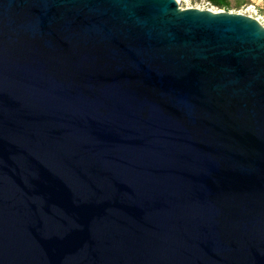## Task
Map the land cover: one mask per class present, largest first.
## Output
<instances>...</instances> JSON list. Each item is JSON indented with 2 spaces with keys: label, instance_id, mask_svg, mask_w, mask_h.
I'll return each mask as SVG.
<instances>
[{
  "label": "water",
  "instance_id": "water-1",
  "mask_svg": "<svg viewBox=\"0 0 264 264\" xmlns=\"http://www.w3.org/2000/svg\"><path fill=\"white\" fill-rule=\"evenodd\" d=\"M0 264H264V24L0 0Z\"/></svg>",
  "mask_w": 264,
  "mask_h": 264
},
{
  "label": "rangeland",
  "instance_id": "rangeland-1",
  "mask_svg": "<svg viewBox=\"0 0 264 264\" xmlns=\"http://www.w3.org/2000/svg\"><path fill=\"white\" fill-rule=\"evenodd\" d=\"M178 1L181 7L183 8L199 7L203 9L210 8V9L217 10V11L226 10V11L240 12L243 14L253 16L259 19L264 24V0H249V2H253L257 5L259 9L257 13L255 12V10L250 9L248 6L238 8L236 5L239 0H230L232 3L230 10L216 7L212 5L208 0H178Z\"/></svg>",
  "mask_w": 264,
  "mask_h": 264
},
{
  "label": "trees",
  "instance_id": "trees-1",
  "mask_svg": "<svg viewBox=\"0 0 264 264\" xmlns=\"http://www.w3.org/2000/svg\"><path fill=\"white\" fill-rule=\"evenodd\" d=\"M212 5L219 7V8H223V9H227L230 10L232 3L230 0H208ZM253 2H249V0H239L237 2V7L241 8L244 6H247L249 4H252Z\"/></svg>",
  "mask_w": 264,
  "mask_h": 264
},
{
  "label": "built area",
  "instance_id": "built-area-1",
  "mask_svg": "<svg viewBox=\"0 0 264 264\" xmlns=\"http://www.w3.org/2000/svg\"><path fill=\"white\" fill-rule=\"evenodd\" d=\"M250 9L255 10V12L257 13L259 11L257 5L255 3L249 4L247 5Z\"/></svg>",
  "mask_w": 264,
  "mask_h": 264
}]
</instances>
